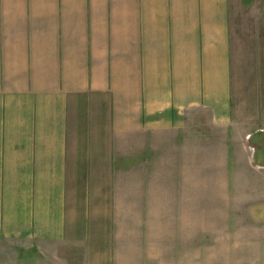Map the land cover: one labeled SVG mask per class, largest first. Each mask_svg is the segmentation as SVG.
I'll return each instance as SVG.
<instances>
[{
  "label": "crops",
  "instance_id": "obj_1",
  "mask_svg": "<svg viewBox=\"0 0 264 264\" xmlns=\"http://www.w3.org/2000/svg\"><path fill=\"white\" fill-rule=\"evenodd\" d=\"M232 92L229 0H0V240L54 264H147L150 207L166 205L151 159L167 134L196 143L202 112L225 148ZM180 168L169 206L191 238L197 180ZM253 174L247 203L228 202L253 246L228 254L264 264V164Z\"/></svg>",
  "mask_w": 264,
  "mask_h": 264
},
{
  "label": "rangeland",
  "instance_id": "obj_2",
  "mask_svg": "<svg viewBox=\"0 0 264 264\" xmlns=\"http://www.w3.org/2000/svg\"><path fill=\"white\" fill-rule=\"evenodd\" d=\"M229 36L233 92L230 124L225 126V148L221 129L208 125L209 115L205 112L199 113V125L194 128L198 133L196 143L191 141L189 127L185 133L163 137L157 155L151 159L150 183L164 189H151L150 193L151 198L155 194L160 199L163 194L166 205L150 207L149 254L145 249L143 252L147 264H253L252 253L238 256L229 255L228 251L238 246V237H242L239 242L253 246L252 220L232 217L230 204L235 203L238 212V205L247 203L252 196L253 170L264 164V0H229ZM212 132L220 140L210 144L206 140H210ZM195 160L197 175L193 177ZM184 162L185 181L197 180L196 228L191 238L188 218L180 223V214L177 217L176 210L169 206L180 193L175 183L183 177L179 172ZM223 166L225 174L218 168ZM118 194L119 199L123 198L121 191ZM127 222L124 218L119 220V231L129 229ZM138 223L136 219L132 221L133 230L138 231ZM54 251L64 257L69 247L58 245ZM56 257L36 247L0 240V264H54L60 261ZM134 257L137 261V255Z\"/></svg>",
  "mask_w": 264,
  "mask_h": 264
}]
</instances>
